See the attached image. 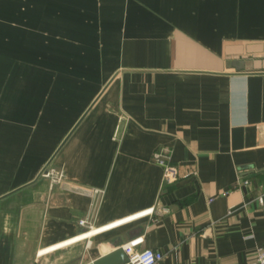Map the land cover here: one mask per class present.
Returning a JSON list of instances; mask_svg holds the SVG:
<instances>
[{"label":"crops","instance_id":"1","mask_svg":"<svg viewBox=\"0 0 264 264\" xmlns=\"http://www.w3.org/2000/svg\"><path fill=\"white\" fill-rule=\"evenodd\" d=\"M262 192L264 0H0V264H256Z\"/></svg>","mask_w":264,"mask_h":264},{"label":"built area","instance_id":"2","mask_svg":"<svg viewBox=\"0 0 264 264\" xmlns=\"http://www.w3.org/2000/svg\"><path fill=\"white\" fill-rule=\"evenodd\" d=\"M153 159L159 163L160 165L163 166V177L165 181H175L179 176L182 175V172L179 168V166L174 165L171 162V155H170V148L167 146L160 147L159 149H156L153 152ZM44 174L46 176H49L51 178V182L53 184L61 182L62 178L64 176V173L62 170H57L55 168H48L45 169ZM196 175L197 174V168L195 165H192L188 168L187 173L185 175ZM247 181V180H246ZM95 196L98 198L99 196L101 197L103 193L105 192L104 188L102 187H96L93 190ZM257 201L261 204L264 205V192L259 194L256 197ZM154 207H150L148 209H145L143 211H140L138 213H135L133 215L124 217L122 219H118L115 221H112L110 223H107L105 225H102L100 227L93 228V223L92 220L89 217H83L80 219V224L90 228L88 231L84 232L82 235H87L90 232H99L103 231L105 229H108L110 227H113L127 219L136 217L141 214H146L149 212H152ZM79 235V236H82ZM76 236L75 238L79 237ZM143 237H138L135 239H132L131 241L127 242L126 244L123 245L124 250L126 251L128 255V259L126 262L122 264H157L160 262L164 256L165 253L161 250L154 249V248H138L137 246L142 242ZM256 264H264V247L259 246L257 247L256 250Z\"/></svg>","mask_w":264,"mask_h":264},{"label":"water","instance_id":"3","mask_svg":"<svg viewBox=\"0 0 264 264\" xmlns=\"http://www.w3.org/2000/svg\"><path fill=\"white\" fill-rule=\"evenodd\" d=\"M128 255L122 246L100 255L84 264H122L126 262Z\"/></svg>","mask_w":264,"mask_h":264}]
</instances>
